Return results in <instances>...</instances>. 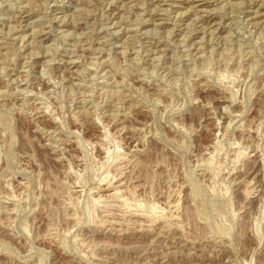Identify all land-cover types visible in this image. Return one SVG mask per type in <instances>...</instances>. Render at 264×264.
<instances>
[{
  "label": "rangeland",
  "instance_id": "1",
  "mask_svg": "<svg viewBox=\"0 0 264 264\" xmlns=\"http://www.w3.org/2000/svg\"><path fill=\"white\" fill-rule=\"evenodd\" d=\"M0 264H264V0H0Z\"/></svg>",
  "mask_w": 264,
  "mask_h": 264
}]
</instances>
